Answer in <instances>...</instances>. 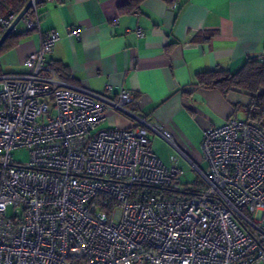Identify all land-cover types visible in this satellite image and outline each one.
<instances>
[{"label":"built area","instance_id":"2783aa9c","mask_svg":"<svg viewBox=\"0 0 264 264\" xmlns=\"http://www.w3.org/2000/svg\"><path fill=\"white\" fill-rule=\"evenodd\" d=\"M28 1L21 33L52 0ZM17 14L0 18V38ZM58 39L45 33L23 71L0 73V264H264V119L206 128L203 187L185 189L151 146L150 130L167 132L140 116L101 127L129 112L132 92L109 98L56 75L45 56Z\"/></svg>","mask_w":264,"mask_h":264},{"label":"crops","instance_id":"0c3cea01","mask_svg":"<svg viewBox=\"0 0 264 264\" xmlns=\"http://www.w3.org/2000/svg\"><path fill=\"white\" fill-rule=\"evenodd\" d=\"M126 1L41 3L37 28L21 33V20L15 26L21 36L0 53L1 72L23 71L24 57L39 49L42 35L56 30L59 39L45 58L59 78L109 98L122 90L134 94L129 112L110 110L101 127L129 128L137 125L136 116L144 118L168 133L149 131L161 162L182 173L190 167L196 182L203 181L204 130L239 119L250 96L200 87L196 74L233 72L247 58L264 55V0H144L138 11L123 13L119 7ZM72 27L81 28L80 38L68 35Z\"/></svg>","mask_w":264,"mask_h":264},{"label":"trees","instance_id":"16d2710c","mask_svg":"<svg viewBox=\"0 0 264 264\" xmlns=\"http://www.w3.org/2000/svg\"><path fill=\"white\" fill-rule=\"evenodd\" d=\"M143 1L127 0L119 8L123 13L136 12L140 9ZM27 2L28 0H0V18L6 17L9 14L19 13ZM26 14L30 15L31 9L27 10ZM20 36L21 33L12 32L1 45L0 53L13 47L18 42ZM53 67L59 72H64L62 66L56 65ZM196 84L203 88L217 89L223 95H226L230 91L246 92L250 96V102L243 106L246 112V120L259 122L264 119V55L247 58L233 72L216 69L197 73ZM201 187H203V182L199 181L191 189L194 188L197 190ZM186 193L191 194L189 190Z\"/></svg>","mask_w":264,"mask_h":264},{"label":"rangeland","instance_id":"374dc122","mask_svg":"<svg viewBox=\"0 0 264 264\" xmlns=\"http://www.w3.org/2000/svg\"><path fill=\"white\" fill-rule=\"evenodd\" d=\"M236 115L239 119L246 118V113L243 110H239ZM11 154L13 155L14 160L21 163L27 162L29 159V154L27 149L15 150L12 151ZM197 179L198 176L196 171L189 167L188 169L185 170V172L181 174L180 184L186 187H190L191 185L196 183Z\"/></svg>","mask_w":264,"mask_h":264},{"label":"water","instance_id":"95a60500","mask_svg":"<svg viewBox=\"0 0 264 264\" xmlns=\"http://www.w3.org/2000/svg\"><path fill=\"white\" fill-rule=\"evenodd\" d=\"M31 4V1H28L25 6L22 8V10L16 15L14 20L11 22L9 27L5 30V32L2 34L0 38V47L5 41V39L13 32V29L17 25V23L21 20L22 16L27 12Z\"/></svg>","mask_w":264,"mask_h":264}]
</instances>
